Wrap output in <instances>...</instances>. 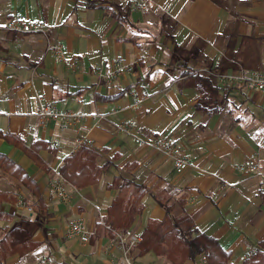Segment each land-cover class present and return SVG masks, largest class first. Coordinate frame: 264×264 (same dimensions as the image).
<instances>
[{"label": "crops", "instance_id": "1", "mask_svg": "<svg viewBox=\"0 0 264 264\" xmlns=\"http://www.w3.org/2000/svg\"><path fill=\"white\" fill-rule=\"evenodd\" d=\"M14 19L41 22L45 31L9 29ZM48 41L62 43L64 58L47 50ZM120 52L135 61L134 71L99 82L93 67ZM73 60L76 70L68 65ZM240 70L264 71V0H0V130L11 134H0V151L28 174L0 167V240L9 245L1 264H113L120 251L105 221L116 175L147 189L129 226L141 236L172 206L173 215L187 212L199 231L218 239L229 264H245L253 253L263 259L264 90L217 76ZM40 99L107 116L64 130L55 120L42 126ZM121 121L132 134L118 130ZM86 134L98 163H112L94 183L66 182V202L49 178ZM156 135L181 145L186 170L137 141ZM257 155L260 174L238 169ZM71 218L86 221L88 242L66 235ZM134 258L175 264L139 246ZM183 262L209 264L204 254Z\"/></svg>", "mask_w": 264, "mask_h": 264}, {"label": "built area", "instance_id": "2", "mask_svg": "<svg viewBox=\"0 0 264 264\" xmlns=\"http://www.w3.org/2000/svg\"><path fill=\"white\" fill-rule=\"evenodd\" d=\"M7 27L18 31H45V25L43 23L26 19H14ZM46 47L48 51L54 52L59 57L64 58L65 54L62 43L48 41ZM68 65L73 70H76L78 66L75 60L68 61ZM134 69L135 61L128 59L124 53L120 52L111 59H101L93 67L92 71L99 82L111 83L119 76L132 72ZM217 76L223 84H246L256 90H264V71L240 70L238 72H219ZM35 115L38 117L40 125L46 126L49 121L55 120L58 121L60 128L63 130L75 126L88 118L98 122L107 116L106 113H87L72 109H62L54 101L45 103L41 99L40 106L35 112ZM117 128L120 132L133 133L132 126L126 121L119 122ZM23 139L24 142L28 141L26 136ZM137 141L169 156L173 160L178 172L186 170L190 165V159L181 145L168 136L156 135L151 139L137 137ZM59 144L60 141L54 143L55 146ZM94 144V140L88 134L79 135L76 137L75 150L83 146H93ZM262 168L263 164L260 155L247 157L238 165V169L245 174H260L263 171ZM49 184L58 197L66 202L70 201L71 194L67 191L65 186L66 180L60 172L56 171L49 178ZM18 204L26 206V202L22 199L18 201ZM65 233L68 237L77 238L83 243L90 240V231L83 218H71L66 224ZM111 237V246L118 247L120 251V255L112 259L113 264H142L134 258V252L142 239L138 231L132 227L113 229Z\"/></svg>", "mask_w": 264, "mask_h": 264}, {"label": "trees", "instance_id": "3", "mask_svg": "<svg viewBox=\"0 0 264 264\" xmlns=\"http://www.w3.org/2000/svg\"><path fill=\"white\" fill-rule=\"evenodd\" d=\"M0 134L11 138L8 132L0 130ZM98 156L97 149L83 146L66 157L59 171L66 182L74 184L77 188L94 183L112 163L111 160H107L99 164ZM0 167L5 171L14 167V171L22 174L23 179L28 178L22 167L2 151H0ZM109 187L117 189V195L109 207L105 221L109 233L112 234L113 229H125L132 225L136 214L143 209L142 197L147 189L134 179L121 175H116L109 183ZM171 210L172 206L167 207L164 220H150L142 231V239L138 244L142 252L154 249L166 254L175 264H185L183 262L185 258L193 259L198 254H204L209 264H229V252L221 247L216 237L199 231L193 217L187 212L176 216ZM20 231L24 233L23 230ZM8 247L4 240H0V264L5 258ZM245 264H264V258L261 259L257 253H253L245 260Z\"/></svg>", "mask_w": 264, "mask_h": 264}]
</instances>
